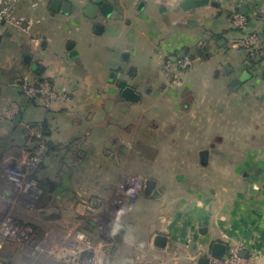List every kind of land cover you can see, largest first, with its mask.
<instances>
[{
    "label": "crops",
    "instance_id": "1",
    "mask_svg": "<svg viewBox=\"0 0 264 264\" xmlns=\"http://www.w3.org/2000/svg\"><path fill=\"white\" fill-rule=\"evenodd\" d=\"M105 1L121 8V20L129 21L123 28L113 25L119 20L111 17L104 24V33L96 36L93 22L79 12L50 14L63 16L60 22L72 29L74 36L53 40L55 43L44 40L41 59L32 61L38 70L33 72L25 65L31 82L52 79L60 89H70L69 101L45 107L27 99L23 106L26 98L20 87L15 88L16 80L5 75L6 70L0 66V219L6 214L19 221L27 217L35 242L43 245V251L36 253L32 246L20 248L0 241V264H63L62 258L75 253L72 242L77 231L83 232L100 252L102 241L91 238L99 228L91 216L101 214L108 205L122 178L119 162L128 156L127 151L148 153L153 147L156 154H143L148 165L143 183L147 179L156 182L159 197H148L147 210L160 212L158 215L166 220L163 226H152L146 232L149 248L159 252L154 257L158 264H178L176 254H169L170 248L181 249L189 242L188 249H193L195 244L193 248L190 244L194 240L207 251L213 242L227 248L243 242V252L264 262V64L260 59L250 60L245 50L234 46L248 34H257L264 46V0H211L218 7L205 6L188 13L179 8L183 0ZM233 12L246 18L244 28L232 25ZM143 18L150 19L148 27ZM79 28L83 35L76 33ZM118 35L122 44L115 50L105 44H88L107 38L115 42ZM139 40L172 64L177 60L171 59L181 51L188 55L194 50L190 57H196L204 48L211 56L206 54L205 60L198 57L197 61L203 62L187 73L190 76L179 88H170V79L165 85L151 69L144 76L121 71L119 65L129 64ZM70 42L77 51L72 60L66 49ZM245 72L250 78L237 89H229V82ZM111 73L114 76L110 79ZM120 81L140 96L137 103L144 104V113L130 115L127 110L132 111L137 103L121 99L117 87ZM9 101L22 107L17 124L3 118L2 111ZM155 117L162 123L165 142L157 141L158 135L150 137L149 126H158L153 123ZM133 118L137 123L131 125ZM32 125L42 132V149L28 134ZM127 136L133 142L125 148L121 142ZM119 144L124 149L122 157L117 156ZM36 154L43 160L30 176L43 193L29 209L3 169L9 164L23 166L29 156ZM163 161L172 165L187 162L190 170L170 177L167 170L158 167ZM196 183V188L190 187ZM251 186L256 189L254 193H249ZM99 233L105 239L100 228ZM157 235L167 239L165 248L153 246ZM127 262L132 264L130 259Z\"/></svg>",
    "mask_w": 264,
    "mask_h": 264
},
{
    "label": "rangeland",
    "instance_id": "2",
    "mask_svg": "<svg viewBox=\"0 0 264 264\" xmlns=\"http://www.w3.org/2000/svg\"><path fill=\"white\" fill-rule=\"evenodd\" d=\"M68 1H70L73 4V6L75 7V6H78L80 2L84 3L85 0L84 1H82V0H68ZM35 13L37 14L38 18L40 19V22L38 25H36V27H34V29H32L29 32V35H25V34L21 33L20 31H18L17 29H15L12 26H9L8 24L0 25V32L4 33V35L5 34L8 35L7 37L3 36L4 40L2 43L0 42V61L4 62L6 64L5 65L4 63H0V66H2V69L6 70L5 75H7L11 80H14V81L16 80L15 81V88L20 87L19 89H21V85H22L21 81L28 78L26 76L27 75V67L25 65H23V63H22V59L25 55H27V54L30 55L33 58L32 61H38L39 59H41V57L39 55H40V53L43 52L42 49L44 48V46L42 43H44V40L50 39L52 41L53 40H61L62 41L63 37L69 38V37L74 36V31L60 22V19L63 16H54V17L51 16L50 15L51 13L48 10L47 5H45L44 7H39ZM52 15H56V14H52ZM170 15H171V13L169 12V16ZM165 16L166 15L164 14V18L167 17V16L166 17ZM125 21H128V20H119V23H116L113 25H117V27L119 26V27L123 28ZM143 22L145 24H147V27H148L149 23L151 21H150V19L148 20L147 18H143ZM110 23H111V21L108 24H110ZM141 31H142V29H141ZM76 33L80 34V35L84 34L80 28L78 29V31ZM143 33H146V32H143ZM142 39H143L142 40L143 42H144V40H146V38L144 36ZM83 40H85V38ZM36 41H37V43H36ZM53 43H55V42L53 41ZM66 43L67 42H65V44ZM60 44H62V43H60ZM88 44L93 45V46H98L100 44V46H102V47H104L103 44H105V45H107L109 50H115L116 47H118V45L121 46L122 40H121V37L118 35V37L115 39V42H113L112 40L107 38L105 41H103L101 43L98 41L97 43L88 42ZM50 45H52V44H50ZM27 47H29V49L32 52L29 51ZM196 54L197 55L202 54V56H200L201 60L207 59L206 54H209V56H211V54L206 50H200ZM167 61H169V60H164V58L162 60L161 58H159V56L156 54V52L150 51L148 49V45L143 44L139 40V41H136V48L132 52V58H130V60L128 61V63L132 67H130L129 64H124V63H121V65H119V66H120L122 72H129L131 74L135 73L136 75L138 74V76L148 75L149 71L151 69L153 71V73L157 74L158 77L160 78V80L166 85L168 77L166 76L165 66H166ZM110 62H112L111 57H110ZM200 62H203V61H199V62L193 61L192 65L186 69H178L177 64H172L170 71L173 74H175L174 78L176 80L183 83V81H185L186 78L190 76L187 73L189 71H191L192 68H194ZM262 62L264 64V60ZM4 67H6V68H4ZM18 72H20L19 75L15 74L13 76L14 73H18ZM172 78L173 77H171L170 79H172ZM46 81H48V80H46ZM29 82L33 83L30 80H29ZM49 84L51 85L53 90H57L58 92L66 94V95L71 97L72 92L67 87L64 90L60 89L61 88V87H59L60 85L57 84L52 79H50ZM55 85L59 88L55 87ZM177 88H179V87H177ZM184 97L186 98L187 96L184 95ZM28 100H37V102L40 103V99H38V98H32V99H28ZM14 105L18 106V108L21 107L20 104H16L15 102L9 101L7 103V106L4 108V111H2L3 118L8 122H10V120L5 118L4 113H5V111L10 109ZM132 107H134V109L132 111L127 110V111H129L131 116H132V113H135L136 111H138L137 115H139V113H144V112H142L145 109L144 104H142V103L138 104L137 103ZM149 110L150 109L145 110V113H148ZM136 117L137 116H135L134 118H136ZM134 118H133V120H130L131 125H134L135 123H137V121H135ZM138 118L140 120V117H138ZM142 123H145V122L141 121L140 124H142ZM153 123L157 124L158 126L154 125L153 127H155V128H152V126H149V128L151 129L150 137L152 139H154L155 136L158 135V136H160V138L156 139V140L159 142H165L166 141V135H165V133H163L164 131L162 132V123H160L159 118L155 117V122H153ZM157 129H159V131H157ZM27 130H28V134L32 135V137L35 138L40 143L39 144V146L41 147L40 149L44 148L45 142L43 140L42 132L39 130V128L28 127ZM122 141L123 142H121V143H122V145L125 146V148L129 145L132 146L131 143L133 141L128 136L125 138V140H122ZM41 142H43V143H41ZM122 145L119 144V148L117 151L118 157H122V155L124 153V152H122V151H124ZM154 148L155 147L148 149L149 155L156 154ZM127 153H128V156L125 158H121L122 160H121V162H119V168L120 167L122 168V173H121L122 178L117 183V185L115 186L114 191H113V195H112L111 199H109L108 205H106V207H105V211H107L108 209H112V205L114 203L113 198H115V195H116L115 190L121 181H124V179H128V178H137L143 182L147 176V174H145V172H146V169L148 168V165L145 164L144 160L146 157H144L143 154H148V153L143 152V153H141L142 154L141 155L137 150L134 151V149L127 151ZM35 156H41V155H39V154L31 155L28 157V159L33 158ZM42 160H43V158H42ZM158 164H161L158 167L164 168V170H167L168 175L170 177H174V178L177 176L178 172H182V171H188L189 172V170H190L188 165H187V162H185L183 164L177 163L176 165H172V164H170L169 161H167V162L163 161V162H160ZM9 166H12V165L9 164ZM38 167H37V169H38ZM23 171L25 173H28L29 170H27L24 167ZM161 174H163V173H161ZM158 185H159V183H158ZM196 186H197V183L195 186L192 185L190 187L196 188ZM143 188H144V184L142 183L141 190L139 191L137 197L135 199L131 200V202H130L132 211H130L129 214L126 216L125 220L120 223V225L122 226V228L124 230H123L122 236L119 239L114 238L111 227L110 228L108 227V231L102 232V234L105 235V239L100 237L99 228L101 229L103 227V225H101V223L103 224V222L101 221V218L102 217H104V218L108 217L104 214V212H102L101 214H94L93 216H91L94 223L98 225L97 227H99V228H95L96 233H91L92 234L91 238H92V241H94V242H97L98 240L102 241V243H103L102 251L104 252V255L107 256L106 258H103L104 264H130L127 262L128 259H130L132 261L133 260L136 261L137 258L140 256L144 257L145 260L149 261L151 264H158L159 260L157 261L154 257H156L157 253H159V252L157 250H153V249L149 248L148 243L146 241V232H148L152 226H156V227L163 226L165 224L166 220H162L161 215L160 216L158 215L160 212H155L153 210H151V211L147 210L148 209L147 206H149V204L146 201H147V199H150V198H146V197L142 196ZM135 200H136V203L133 204V201H135ZM153 200H156V199H153ZM34 204L29 206L28 208L33 209ZM28 220L29 219L27 217H25L24 220H21V222L27 223V225L32 228V226L28 222ZM33 231H34V229H33ZM38 242H40V241H38ZM192 242L195 244L193 249H188L187 246H188L189 242L185 243V245L183 243V247L181 249L178 247H175V246L174 247L172 246L170 248L169 254L170 255L176 254L175 259L177 260L178 264H191V262H192L191 259L198 253V251L201 250L204 253L207 252L206 249H202L200 247L199 241L194 240ZM141 243L142 244L144 243V247H140ZM94 244H96V243H94ZM46 245H47V243L45 242V246ZM72 245H74L73 242H72ZM62 263L67 264V263H65L63 258H62Z\"/></svg>",
    "mask_w": 264,
    "mask_h": 264
},
{
    "label": "built area",
    "instance_id": "3",
    "mask_svg": "<svg viewBox=\"0 0 264 264\" xmlns=\"http://www.w3.org/2000/svg\"><path fill=\"white\" fill-rule=\"evenodd\" d=\"M51 0H0V25L1 23L8 24L14 27L21 33L29 35V32L39 24L40 19L35 13L39 7L48 5ZM230 22L235 28H244L247 20L238 12H233L230 16ZM234 46L243 49L247 52L250 60H264V46H261L260 37L257 34H248L239 38ZM193 58V59H192ZM199 58L190 57L188 55L181 59H177L176 64L178 69H186L192 65L193 61ZM172 63L167 61L165 70L167 77L170 79L169 87L176 88L181 84L180 81L174 78L171 70ZM21 91L26 99L38 98L40 103L47 107L53 102H67L69 97L66 94L53 90L48 81H39L30 83L29 80L21 81ZM18 106H13L5 111L4 116L8 120H12L18 113ZM42 163L41 156L29 158L23 166L6 165L3 169L4 175L11 183L13 190L20 196L27 206H31L39 199L40 190L37 187L35 179L30 175L37 170V167ZM26 168L28 173L23 171ZM29 168V169H28ZM35 170V171H36ZM142 181L137 178H128L121 181L116 190L112 209L104 210V214L108 217L101 218L102 232L108 231V227L113 229L120 226L126 216L131 211V200L135 199L141 190ZM108 208V207H107ZM0 241L8 242L20 248L32 246L36 253L43 251L42 244L35 242V234L33 228L27 223L17 220L11 215H4L0 219ZM75 253L71 257H65L63 260L67 264H104L103 258L107 256L104 252L96 251V247L81 231L74 234ZM245 251L243 242H237L226 249V253L222 257L213 256L210 251L206 253L198 251L191 259V264H198V259H207V264H264L255 255L240 256V253ZM36 255V254H35ZM132 264H150L149 261L142 257H138Z\"/></svg>",
    "mask_w": 264,
    "mask_h": 264
},
{
    "label": "water",
    "instance_id": "4",
    "mask_svg": "<svg viewBox=\"0 0 264 264\" xmlns=\"http://www.w3.org/2000/svg\"><path fill=\"white\" fill-rule=\"evenodd\" d=\"M86 1H84V5H78V6H73V4L68 1V0H51L49 2L48 6V10L50 11L51 14H61V15H69L70 13H72L73 8H74V12H80L81 15H83L85 18H87L89 21L94 22L93 26H92V32L94 35L96 36H101L104 31H105V27L104 24L106 23L107 19L110 17V15L112 13H114V19L115 20H121L122 16L120 14V10L121 8L118 5H112L108 2H103V0H91L89 1V3L86 4ZM143 6V3H140L139 5V9H141ZM205 6H211V7H218V3L215 1H211V0H183L180 4H179V8L181 9V11H183L184 13H188L189 11L193 10V9H198V8H202ZM101 15L105 21H103L102 23H98L96 22V16L97 15ZM1 25H3V23H1ZM5 36L7 37L8 35H2L0 34V42L2 40V37ZM66 49L68 51V59L72 60L77 56V51L74 48V43L70 42L67 44ZM195 51L191 50L188 55L189 56H194ZM186 55L185 51H181L177 57H173L171 59V61L175 62L177 59H181ZM22 63L26 66H29L30 70L33 72H36L38 70V66L37 64L32 62L31 56L30 55H25L22 59ZM42 70V69H40ZM1 73V70H0ZM114 76L113 73H111L110 75V79ZM250 78V75L245 72L239 79H234L232 81L229 82L228 84V88L231 90H235L237 89L241 83L245 82L247 79ZM117 87L120 89V97L122 100L127 101L129 103H137L140 99V96L134 91V89H132L131 87H129L127 85V83L125 81H120L117 84ZM27 99H23L22 105L24 106L26 103ZM21 118V114L17 113L15 115V117L13 118V124H17L19 122ZM205 157L206 154L204 153L202 155V165L205 164ZM144 184V189H143V195L144 197L148 198H158L159 197V193L156 190V182L150 179L145 180ZM255 187L251 186L249 188V193H254L255 192ZM123 228L120 226H116L113 229V236L116 239H119L122 234H123ZM167 243V239L161 235H157L154 237L153 239V246L159 249H163L165 248ZM194 243L190 244V248H193ZM226 245L225 244H221V243H217V242H213L210 245V253L213 256H217V257H222L224 256V254L226 253ZM245 252H241L240 256H244ZM198 264H207V259L205 258H200L198 259Z\"/></svg>",
    "mask_w": 264,
    "mask_h": 264
},
{
    "label": "flooded vegetation",
    "instance_id": "5",
    "mask_svg": "<svg viewBox=\"0 0 264 264\" xmlns=\"http://www.w3.org/2000/svg\"><path fill=\"white\" fill-rule=\"evenodd\" d=\"M89 1H91V0H88V1H86V4L85 5H87V3H89ZM103 2H106L105 0H103ZM75 10H74V8H73V11L72 12H74ZM77 12V11H76ZM78 12H79V10H78ZM80 13V12H79ZM111 17H114V13H112L111 15H110V17L109 18H111ZM108 20V19H107ZM103 21H105L104 20V18L101 16V15H97L96 16V22H98V23H102ZM107 22V21H106ZM93 24H94V22H93ZM93 26V25H92Z\"/></svg>",
    "mask_w": 264,
    "mask_h": 264
},
{
    "label": "trees",
    "instance_id": "6",
    "mask_svg": "<svg viewBox=\"0 0 264 264\" xmlns=\"http://www.w3.org/2000/svg\"><path fill=\"white\" fill-rule=\"evenodd\" d=\"M202 50H205V49L203 48ZM200 56H202V54H201V55H198L197 58L200 57ZM31 127L34 128L35 126L32 125ZM26 135H27V132H26ZM34 140H35V139H34ZM32 178L35 179L34 177H32ZM35 181H36V180H35ZM36 183H37V187H38V189L40 190V193H41L40 196H39V199H40V197L42 196L43 191H42V189L40 188V185H38V182H37V181H36ZM48 187L51 188V190H53V187H52L50 184L48 185ZM49 192H50V191H49ZM39 199H38V200H39ZM38 200H37V201H38Z\"/></svg>",
    "mask_w": 264,
    "mask_h": 264
}]
</instances>
